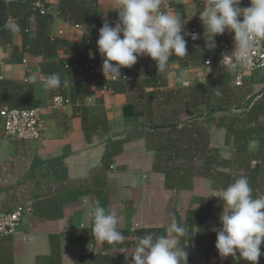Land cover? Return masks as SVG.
Returning <instances> with one entry per match:
<instances>
[{
    "label": "crops",
    "instance_id": "1",
    "mask_svg": "<svg viewBox=\"0 0 264 264\" xmlns=\"http://www.w3.org/2000/svg\"><path fill=\"white\" fill-rule=\"evenodd\" d=\"M43 1L48 14L33 13L26 27L25 15L13 17L9 8V22L0 29L12 33L11 43L0 36V108L39 107L45 123L43 140L29 141L6 137L0 120V212L11 213L32 201V212L24 215L17 232L0 238V264H132L137 237L166 234L173 217L186 228L180 245L188 252V264H248L214 252L211 229L221 226L223 207L215 197L219 189L245 175L253 196L264 194V70L247 74L240 86L231 70H223L230 77L211 72L205 61L219 60L222 36L216 37L215 49L205 47L198 19L208 0H161V10L179 14L186 32L198 27L201 39L185 36L186 57H171L164 72H157L149 57H140L131 68L121 69V76H131L126 81L102 74L107 83L125 85L113 92L103 91L100 77L77 64L76 74L60 75V88L45 89L44 79L62 60L102 65V57L87 46L89 24L78 22L84 0ZM95 7L97 21L115 23L117 0H97ZM49 38L56 40L57 49L31 45ZM43 63L50 72L43 71ZM126 70L136 74H124ZM31 75L36 82L28 80ZM195 87L200 91L193 92ZM58 94L72 104L53 108ZM160 111H182V121L190 117L184 111H205L202 119L209 117L196 124L207 131L213 151L207 168L196 175L183 167L174 172L189 187L170 185L169 168L154 143H148ZM116 142L121 151L106 166L108 145ZM96 201L117 215L123 243L109 245L93 235L88 212ZM188 218L195 223L192 237ZM200 229L204 234L198 246ZM261 253L258 264H264V243Z\"/></svg>",
    "mask_w": 264,
    "mask_h": 264
},
{
    "label": "clouds",
    "instance_id": "2",
    "mask_svg": "<svg viewBox=\"0 0 264 264\" xmlns=\"http://www.w3.org/2000/svg\"><path fill=\"white\" fill-rule=\"evenodd\" d=\"M241 0H209L199 12L205 47L216 48V37L226 32L232 36L234 50L222 59L235 67L236 62L247 64L255 45L264 42V0H250L240 7ZM115 23L105 20L99 29L97 50L102 57L101 69L105 77L121 78L122 68H131L140 57L155 61L158 72L167 70L170 58L187 56V39H201L198 33H188L185 22L177 13L161 10V0H117ZM36 82L37 76L28 77ZM45 89L61 87L59 73L44 80ZM219 95V93H217ZM222 204L220 227L215 248L221 258L242 259L258 264L264 243V194L254 197L248 178L241 175L215 196ZM89 217L95 238L109 245L123 243L125 236L118 230L119 219L113 212L93 202ZM186 236L184 225L172 218L167 233H145L131 256L132 264H187L188 252L180 245Z\"/></svg>",
    "mask_w": 264,
    "mask_h": 264
},
{
    "label": "trees",
    "instance_id": "3",
    "mask_svg": "<svg viewBox=\"0 0 264 264\" xmlns=\"http://www.w3.org/2000/svg\"><path fill=\"white\" fill-rule=\"evenodd\" d=\"M43 1V0H42ZM97 0H84L81 6V13L79 17V23H87L90 27V33L87 36L86 43L87 46L92 49L96 54H100L96 51L97 47V40H98V33L99 29L101 28L103 23H100L96 19L97 15V8L96 6ZM88 2V3H87ZM69 4V3H66ZM9 8L12 12L13 17H19L21 14L25 15L26 18V27H28V17L33 14L31 11L30 3L28 0H10L9 1ZM65 12V8L60 11V15ZM79 25V24H77ZM0 36L3 37L7 43H11L12 33L10 30L4 29L0 30ZM53 39L49 38L46 42H42L41 40L37 39L36 41H29L31 45H44L46 47L50 46L51 51L52 49H57L58 43L52 41ZM91 61H84V62H76L72 60H62L60 65L56 68L57 70L51 71L53 73H59L60 75L63 72H69L70 74H76L77 68L80 66L85 67ZM77 64V65H76ZM97 64V63H96ZM98 65V64H97ZM42 69L44 72H50L47 68V64L43 63ZM101 66V65H98ZM158 72V71H157ZM125 73L136 74L135 71H125ZM219 76H227L230 77V74L227 71L221 70ZM157 78V79H156ZM154 78L157 81L159 78ZM109 89L113 92L115 91V87L120 85L121 87L125 86L123 83L121 84L118 82H109L107 83ZM124 90V89H123ZM122 90V91H123ZM200 91V87L193 88V92ZM195 105V102L192 103ZM182 111H160L158 112V117L156 122H152V126L154 129L151 132L150 140L148 143L151 147V142L154 143V149L158 156L164 159L165 165L169 168L167 170V181L173 187H189L190 185H183L181 181L177 179L174 172L177 171L179 168L183 167L185 173L189 175H196L197 172L201 171L202 169L207 168L208 161L210 157L213 155V151L208 147V136L207 131L202 129L200 126L197 127L196 124L200 123L201 120L206 121L209 117L203 118L201 115L205 113V111H184L189 113V119L182 121L180 118V114ZM213 116V115H212ZM166 124H177L176 126L172 127H165L157 129L159 125H166ZM195 127L198 132L195 131ZM152 136V138H151ZM89 138V137H88ZM240 139H244L243 136L239 137ZM152 140V141H151ZM152 146V147H153ZM112 147V149H111ZM121 151V143H109L106 155L104 157V165L109 166L112 158ZM201 161V163H200ZM166 167V168H167ZM182 184V185H181ZM190 213V218H191ZM195 223L188 218L187 225H190L189 236L192 237V230L193 225ZM163 235V233H159ZM204 229H200L196 237V245L201 246L203 240ZM192 242H189L191 245ZM216 243V235L213 236L211 247L214 249V252H217L215 247ZM182 244H184V240H182ZM190 258L188 257L187 264L189 263Z\"/></svg>",
    "mask_w": 264,
    "mask_h": 264
},
{
    "label": "built area",
    "instance_id": "4",
    "mask_svg": "<svg viewBox=\"0 0 264 264\" xmlns=\"http://www.w3.org/2000/svg\"><path fill=\"white\" fill-rule=\"evenodd\" d=\"M28 1L33 13H40L42 15L48 14L49 9L44 1ZM198 23H200V18L198 19ZM193 32L200 34L198 27H194L191 33ZM190 40L193 41L191 37ZM233 50V39L228 35H222L220 39L219 60L214 63L208 59L205 61V67L211 72L221 70H231L235 72V83L237 86L242 84L243 79L247 74L264 70V42L255 45L254 49L250 52L248 62L245 65L236 62L235 67H232L231 63L228 61L222 63L223 57L225 55H230ZM96 51H98L97 47ZM84 69L92 76L100 77L99 80L104 83L103 91L106 92L107 90H110L107 81L101 76L103 74L101 66H98L95 61L88 63ZM130 78L131 76L125 74L122 75L120 79L126 81ZM185 86H188V83H186ZM88 100L91 101L90 99ZM70 104H72L70 99L58 94L53 98L52 106L56 109H62ZM75 105L79 107L81 106V103L77 102ZM0 120L6 137L16 140H43L45 123L42 108H16L3 106L0 108ZM30 212H32V201H28L24 206L18 207L11 213L0 212V238L15 234L21 225L24 215L29 214Z\"/></svg>",
    "mask_w": 264,
    "mask_h": 264
},
{
    "label": "water",
    "instance_id": "5",
    "mask_svg": "<svg viewBox=\"0 0 264 264\" xmlns=\"http://www.w3.org/2000/svg\"><path fill=\"white\" fill-rule=\"evenodd\" d=\"M250 0H241L240 6H246ZM10 19L9 4L6 0H0V29L6 27Z\"/></svg>",
    "mask_w": 264,
    "mask_h": 264
}]
</instances>
